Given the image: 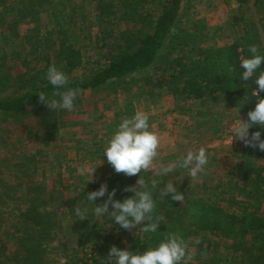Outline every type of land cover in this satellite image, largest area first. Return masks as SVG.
Returning a JSON list of instances; mask_svg holds the SVG:
<instances>
[{"label": "trees", "instance_id": "trees-1", "mask_svg": "<svg viewBox=\"0 0 264 264\" xmlns=\"http://www.w3.org/2000/svg\"><path fill=\"white\" fill-rule=\"evenodd\" d=\"M237 3L252 11L240 9L233 15L231 22L235 29L225 36L224 43L201 47L190 30L183 31L180 27L183 0H95L96 17L116 27L102 46L107 47L104 61L74 77L71 73L82 68L84 60L80 48L71 40L73 19L67 14L64 0H0V24L9 29L3 40L19 41V56L26 67L30 65L29 57L37 58V63L41 59L46 62L37 71L34 69V80L25 83L22 93L0 98V125L18 116L44 113L48 106L39 100L40 93L49 101L59 100L57 91L67 88L77 89L78 93L98 88L119 93L133 75L144 79L153 103L170 96L183 102L175 110H187L202 118L215 108L229 106L238 108L248 119L257 96L253 94V80H240L243 70L239 64L250 56L251 45L258 46L264 54V0H237ZM43 10H48V21L53 25L48 36L35 27L22 35L20 24L39 21ZM83 34L92 41V33ZM52 58L68 74L69 84L65 89H54L46 79ZM229 65L235 69L231 73L227 71ZM148 69L153 75H146ZM260 69L264 70V63ZM4 82L0 81V87ZM260 96L264 97V92ZM46 112L53 115L42 118L45 123L41 126L48 130L49 123L57 119V110ZM126 114L129 118L134 115L132 103L128 104ZM43 128L38 127L36 132L40 133H37L39 139L47 141ZM52 128L50 133L55 134L56 129ZM257 130H260L258 125L250 132ZM19 168L23 172L13 175V170ZM104 168L109 174L104 181L76 189L66 197L61 195L60 206L52 204L57 198L53 191L26 178L23 163L13 162L8 169L0 171V264H52L48 252L54 248V242L60 240L59 249L67 247L71 239L75 241L74 249L70 254L65 249L70 264H110L107 258L113 245L143 252L171 234L183 237L188 248L196 244L192 239L195 234L217 235L230 242L234 264H264V151L244 146L243 157L235 165L234 176L228 183L230 189H212L194 196L184 191L183 202L172 200V194L162 196L168 186L164 179H155L157 185L152 189L154 179L146 178L145 174L116 173L107 161ZM140 177L156 199L155 215L160 217L158 232L144 233L142 225L122 229L110 221L109 215H94L95 204L87 199L88 192L107 183L109 191L116 189L115 198L122 201L134 195L124 189L137 186ZM106 199L107 196L98 198L96 204L102 206ZM76 206L87 208L89 216L80 220L75 214ZM225 261L224 257L213 256L205 263Z\"/></svg>", "mask_w": 264, "mask_h": 264}, {"label": "rangeland", "instance_id": "rangeland-1", "mask_svg": "<svg viewBox=\"0 0 264 264\" xmlns=\"http://www.w3.org/2000/svg\"><path fill=\"white\" fill-rule=\"evenodd\" d=\"M202 1L196 0L190 4L184 2L180 27L184 28L183 31L190 30L191 35L196 37L197 46H210L215 42L220 45L224 43L225 35L231 34L235 27L230 22L220 29L221 33H218L219 30H208L207 25L206 30L203 29L204 23L201 18H197L201 14L199 9L205 10L212 4ZM232 2L234 3L232 0L227 3L213 0L212 3L226 16V8L236 9ZM94 4L95 0H64L67 14L73 19L71 40L80 48L84 60V66L71 73L74 77L104 61L107 47L102 46L105 45L111 29L116 27L114 23H104L96 17ZM244 9L248 13L252 11L248 6ZM47 11H42L41 19L37 22H22L19 26L20 33L23 35L28 28L35 27L40 28L44 36H48V30L53 25L49 24ZM82 15L85 16L84 20ZM222 19L220 16L218 21ZM121 26L124 27V24ZM7 27L0 24V81L6 83L0 87V98L22 93L25 83L34 80V69L37 71L46 63L42 59L37 63V58L29 57L30 65L26 67L19 56V41L7 43L3 40V35L9 33ZM83 32L92 33V41L87 40ZM50 62L64 72L62 64L56 63L55 59L52 58ZM8 74L10 77L7 79ZM146 75H153L152 70H146ZM129 103L134 107V114L143 111L149 115L151 130L160 137L159 155L153 166L137 175L145 174L146 178H158L160 181L164 179L168 185L174 183L178 191H185L189 196L204 194L212 189H230L228 183L234 176L235 165L243 157L245 144L241 140L233 141L229 129L240 117L245 121L246 116L238 108L223 106L215 108L205 118L193 114L195 121L190 122L182 110L174 109L178 103L183 102L163 96L157 103H153L147 94L144 79L137 75L130 76L119 93L103 88L79 92L74 109L70 112L57 110V119L49 123L48 130L42 127L45 123L42 118L53 116L46 112L50 110L49 107L43 110L46 113L18 116L0 125V171L8 169L13 162L23 163L26 178L42 183L45 189L53 191L59 199L55 198L52 204L62 205L61 195L66 197L76 189L90 188L109 176L104 168L107 158L102 155L119 123L129 118L126 114ZM175 121L179 124H175ZM52 126L56 129L55 134L50 133ZM38 127L47 133V141L41 140L42 137L39 139V132H36ZM200 147H204L209 153L205 174L192 179L188 177L186 170L180 168L168 174H160L163 168L181 159L188 151H197ZM95 168L91 181L90 171ZM81 169L89 171L84 172ZM22 172L19 168L13 170L12 174L19 176ZM192 239L196 244L188 248L190 259L186 260V264H206L205 261L213 256L224 257V264L235 263L229 241L213 234H195ZM74 242L71 239L67 247L58 249L60 240H56L54 248L48 252V259L52 260V264H70L66 254L72 252Z\"/></svg>", "mask_w": 264, "mask_h": 264}, {"label": "clouds", "instance_id": "clouds-1", "mask_svg": "<svg viewBox=\"0 0 264 264\" xmlns=\"http://www.w3.org/2000/svg\"><path fill=\"white\" fill-rule=\"evenodd\" d=\"M250 56L241 59L239 67L243 70L239 76L242 81L253 80L255 84L254 95L257 96V103L254 110L248 112V119L236 121L229 129L230 135L234 140H241L245 146L264 151V98L260 96L264 92V70L260 69L264 63V54H261L258 46L249 47ZM235 69L229 65L227 71L233 72ZM47 81L54 89H65L69 84L66 73L50 65L46 72ZM60 99L49 101L44 93L38 95L39 100L45 103L51 110L72 111L78 95L77 89L67 88L66 91L56 93ZM258 125L260 130L250 132L254 126ZM160 137L151 130L149 115L143 111H137L132 117L123 119L114 134L108 141L102 157L107 158V162L113 167L116 173H124L127 176H135L138 173L147 171L153 166L154 160L159 155ZM101 157V158H102ZM102 160V159H101ZM209 163V153L204 147L197 151H188L181 159L161 170L160 174H168L174 169L180 168L188 172V177L199 178L206 173ZM97 168V167H96ZM90 171L91 181L96 171ZM88 172V169H81ZM157 181L151 182L154 189ZM134 195L124 200L116 199V189L109 191L107 183L101 184L98 190L88 192L87 199L94 202L93 209L96 217L109 215L110 221L122 229L136 228L142 225L144 233H156L160 225V217L155 215L156 199L153 191L140 177L137 186H128L124 189ZM171 195L174 201L183 202L185 196L178 191L175 184H169L163 191L162 196ZM102 206L97 205L98 198H104ZM111 208V210H110ZM75 214L80 220L88 217V209L75 207ZM147 222V223H146ZM190 259L188 244L178 234H171L162 240L155 247H149L143 252H135L129 249H121L113 245L109 250L107 260L110 264H186Z\"/></svg>", "mask_w": 264, "mask_h": 264}, {"label": "crops", "instance_id": "crops-1", "mask_svg": "<svg viewBox=\"0 0 264 264\" xmlns=\"http://www.w3.org/2000/svg\"><path fill=\"white\" fill-rule=\"evenodd\" d=\"M194 1H196V0H183V6H182V9L184 8V2H186V4L187 3H194ZM198 2H203L202 0H197ZM207 1H209L212 5H214V3H212L213 2V0H206V2ZM218 1H223L224 3H227L228 2V0H218ZM219 3V2H218ZM233 3V2H232ZM235 3V2H234ZM233 3V5L232 6H234L236 9L235 10H233L232 8H226L225 10L227 11L225 14H226V16H224V14H222V13H220L219 11H218V9L215 7V5L212 7V5H211V7H210V5L209 6H207L206 7V9L204 10V9H199V12L201 13L200 15H198V17L197 18H201V20H202V22L205 24H203V29H205L206 30V25H207V28H208V30H219V32L218 33H221L220 32V29L225 25V24H229L230 22H231V20H232V17H233V15L234 14H236V11L238 12L240 9H244L245 8V6H239L238 5V3L237 4H234ZM245 10V9H244ZM203 16H206V17H203ZM221 16V19H222V21H218V18ZM205 18V19H204ZM227 20V21H226ZM213 27H215V28H213ZM226 36V35H225ZM225 38V37H224ZM212 45H217V43L215 42L214 44H212ZM211 46V45H210ZM172 98V97H171ZM173 99V98H172ZM182 113H184L185 115H187V120H190V122L193 120V121H195V116L193 117V115H192V113H190L189 111H187V110H185V111H183ZM184 115V116H185ZM174 116H176L175 115V113H174ZM245 121H247V118H246V120ZM188 122V121H187ZM189 122V123H190ZM175 124L177 123L176 121L174 122ZM189 123H187V125L189 124ZM177 124H179V123H177Z\"/></svg>", "mask_w": 264, "mask_h": 264}, {"label": "built area", "instance_id": "built-area-1", "mask_svg": "<svg viewBox=\"0 0 264 264\" xmlns=\"http://www.w3.org/2000/svg\"><path fill=\"white\" fill-rule=\"evenodd\" d=\"M232 1H234V2H236V3H237V0H232ZM262 98H264V97H262Z\"/></svg>", "mask_w": 264, "mask_h": 264}]
</instances>
